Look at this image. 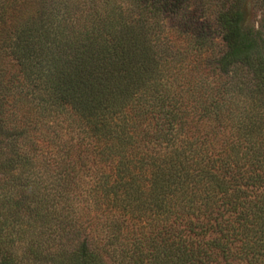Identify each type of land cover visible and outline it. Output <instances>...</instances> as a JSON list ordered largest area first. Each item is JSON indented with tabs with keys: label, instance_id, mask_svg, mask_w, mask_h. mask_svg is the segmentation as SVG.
Wrapping results in <instances>:
<instances>
[{
	"label": "trees",
	"instance_id": "16d2710c",
	"mask_svg": "<svg viewBox=\"0 0 264 264\" xmlns=\"http://www.w3.org/2000/svg\"><path fill=\"white\" fill-rule=\"evenodd\" d=\"M246 3L0 0V264H264Z\"/></svg>",
	"mask_w": 264,
	"mask_h": 264
},
{
	"label": "rangeland",
	"instance_id": "374dc122",
	"mask_svg": "<svg viewBox=\"0 0 264 264\" xmlns=\"http://www.w3.org/2000/svg\"><path fill=\"white\" fill-rule=\"evenodd\" d=\"M264 8V3L262 0H247V3L244 7V26L247 29H257L260 23V19L262 16V10ZM215 42L221 43L219 38L215 39ZM220 45V44H219ZM220 47V46H219ZM218 49V48H217ZM246 106H244L245 108ZM233 124L227 123L226 125V133L225 135H229L230 126ZM222 133L218 135L219 142L222 138ZM217 142L216 146H220V143ZM16 171L14 168L7 169H1L0 168V207H3L1 210L3 213L6 211L4 208H6L9 204L12 206V213L9 214L10 217V225H15L17 223L18 217L16 216V212L18 211V205H19V195H18V187L14 185L12 188V182L8 178L11 176H14ZM11 197V200H10ZM13 214L15 215L13 220Z\"/></svg>",
	"mask_w": 264,
	"mask_h": 264
}]
</instances>
